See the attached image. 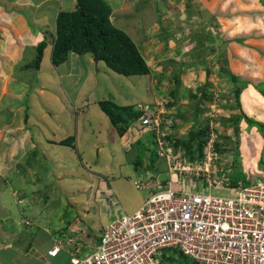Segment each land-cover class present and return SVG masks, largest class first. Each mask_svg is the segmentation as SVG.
I'll return each mask as SVG.
<instances>
[{
	"label": "rangeland",
	"instance_id": "374dc122",
	"mask_svg": "<svg viewBox=\"0 0 264 264\" xmlns=\"http://www.w3.org/2000/svg\"><path fill=\"white\" fill-rule=\"evenodd\" d=\"M104 1L112 9H118L114 16L126 14L116 24L139 46L151 68V74L125 77L110 70L104 61L96 62L95 57L87 55L76 57L75 61L65 64L61 69V73L68 74L72 65L75 66L69 85L68 75H63L61 79L59 72L54 74L51 68L53 63L45 56L42 71L29 72L37 76L32 77L31 93L25 87L30 82L29 75H25V80L28 77L26 83H19L21 87L19 85L17 88L19 93L12 97L14 99L11 100L8 95L15 90L7 88L6 98H0V119L7 117L3 120L6 126L0 127V132H5L4 138H0V195H3V207L8 211L7 215L1 217L6 227L0 229V235L3 236L0 238L1 245L16 243L13 242L16 238V246L22 248L27 243L25 237L35 236L36 231L43 229V226L49 227L51 232H66L67 237H76L81 233L84 238L98 243L101 231L111 221L106 214L108 211L113 216L114 212L116 215L124 214V211L131 213L148 194L147 191L137 190L134 185L136 180L148 182L143 169H136L135 162L138 159H155L154 164L161 170L157 173V176L161 175L158 178L169 176L166 175V162L159 161L156 146L149 143V153L143 145L136 147L137 140L147 134V127H142L140 122L133 123L129 118L132 125L125 129L123 113L120 115L122 121L114 125L110 116L103 111V103L115 104L110 106L113 109L117 108L116 105H131L136 109L141 104L153 107L160 105L158 110L164 112L165 116L171 115L169 111L173 112L175 115L168 122L178 125L173 126V137L168 142L172 148H176L183 139L186 142L189 140L195 124L192 117L199 104L201 109L198 110L196 123L206 124L219 132L220 143L225 150L224 153L216 154L211 162L214 172L210 181H217V187L219 185L224 189L229 188L226 183L247 187L254 184L257 177L264 176V73L261 74L260 70L262 64L255 60V56L264 60V56H260L264 54V47L262 50L256 48L257 51H248V59L244 52L235 53V48L241 44L239 40L248 49L244 43L253 47L264 38V16L256 14L264 13V5L259 0ZM22 10L31 20L29 12L24 8ZM0 44L3 45L2 42ZM225 58L228 64L221 63ZM41 65L42 61L40 68ZM222 65L225 70L230 69L239 74L240 81L248 80L257 84L238 82L244 85L242 110L250 113L253 120H243L238 134L230 127L234 117L240 115L238 109H233L237 102L234 95L236 83L221 76ZM233 67L236 69L233 70ZM82 81V86L79 84L77 90V85L73 84ZM43 83L45 88L41 93L33 95L42 89ZM78 91L85 93L84 99H76L71 104L70 99L76 98ZM51 92L57 99L49 101L48 97L42 98ZM0 93L3 94L1 83ZM202 94L211 95L213 99L198 101ZM25 98L27 104L24 103ZM35 98L36 102L33 100ZM30 100L34 103H30ZM57 100L61 103L55 102ZM68 100L70 102L66 103ZM167 102L175 103L172 110L164 107ZM182 113L181 120L179 114ZM10 117L12 123L7 125L6 120ZM25 117L29 119L26 122ZM64 126L69 130L77 129V148L81 155L65 148L56 152L49 144L42 145L46 149L43 152L45 159L39 156V153L43 154L40 145H37L38 154H32V136L35 144H38V138L47 143L46 135H52L54 129L56 132L66 130ZM123 130L125 134L121 135ZM148 142L150 140L145 138L144 143ZM182 153L183 148H180V160L195 161L196 156L192 153L188 152L186 156ZM49 155L54 159H48ZM80 157H83V161ZM149 161L146 160L145 164ZM199 174V177L207 179L206 171ZM205 179L200 180L195 188H189L186 183L184 189L189 192L201 190L202 186L208 185ZM180 182L182 187L184 180ZM14 187L17 189L14 190ZM174 187L180 190L178 184ZM11 190H14L13 194H10ZM19 190L24 192L27 201H23V193ZM8 191L10 193H6ZM211 192L226 195L228 190L216 192L212 189ZM29 193L33 194L31 198L28 197L31 195ZM108 196L113 198V203L109 202ZM25 208L31 209L28 214L34 222L31 227L23 225L25 216L21 215V210ZM74 226L79 229L75 234L72 230ZM172 253L173 250H166L164 261ZM0 258L3 259V256L0 255ZM67 259L62 254L53 263L69 264ZM165 264L169 263L165 261ZM173 264L196 263L188 257L177 256Z\"/></svg>",
	"mask_w": 264,
	"mask_h": 264
},
{
	"label": "built area",
	"instance_id": "2783aa9c",
	"mask_svg": "<svg viewBox=\"0 0 264 264\" xmlns=\"http://www.w3.org/2000/svg\"><path fill=\"white\" fill-rule=\"evenodd\" d=\"M159 108L160 105H145L140 109L146 114L143 124L165 125L157 143L169 177L155 181V173L148 182L137 180L136 188L149 192L148 196L134 212L123 209L124 214L114 212L113 216L108 211L111 221L98 243L81 233L67 237L66 232H60L53 238L48 256L52 259L66 254L69 264H165V251L177 249L198 264H264V176L247 187H217V181L210 180L218 135L211 133L204 162L180 160L181 156L164 139L172 121L165 122ZM202 171L208 173L207 179L203 178L208 185L195 192L184 189L186 183L195 188L199 183L194 180ZM175 184L180 190L175 189ZM212 189L228 192L214 194ZM108 197L113 203V198ZM72 230L74 234L79 231L77 227ZM45 264L55 263L48 259Z\"/></svg>",
	"mask_w": 264,
	"mask_h": 264
},
{
	"label": "trees",
	"instance_id": "16d2710c",
	"mask_svg": "<svg viewBox=\"0 0 264 264\" xmlns=\"http://www.w3.org/2000/svg\"><path fill=\"white\" fill-rule=\"evenodd\" d=\"M259 1L262 5H264V0H259ZM112 14H113L112 7L104 0H77V7L74 11L59 12L56 20V29H57L56 36L52 41L53 65L56 67L62 65L63 63L67 62L70 53H75L80 56L90 55L91 57L98 58L99 61H104L110 70L125 77L150 75L151 68L147 64V60L145 59L140 49L138 48L139 46L123 29L118 27L117 24L113 23V21L111 20ZM239 42L243 44L241 40H239ZM47 45H48V40L46 39L43 40V42H41L38 45L36 57L33 59L31 63H29L24 67L25 69H29V68H33L36 70L40 69V63L43 58L44 49L47 47ZM262 56H264V54ZM222 62L228 64V60L226 58L225 60L221 61V63ZM225 66L222 65L221 67L220 70L221 76L229 79V81H231L234 84L236 83L234 95L237 102H236V106L233 109H238L240 115H238L239 117L238 116L234 117V119L230 123V127L235 129L236 134H238L237 131L241 126L240 123L243 120L250 122V120L252 119L250 117V113L244 112L241 107L242 106L241 94H242V89H244V85L242 86V84L240 85L238 84V82L243 83L244 80L240 81L241 76L235 74L234 72H231L230 69L228 71L225 70L224 69ZM244 83L245 85L255 84L252 81H248V80H246ZM255 85L257 86V84ZM193 98H197V96H193ZM205 99L212 100L213 96L208 94H202V96L198 98V101ZM101 105H104L103 111L110 116L111 121L114 122V125H117L122 121L120 115L123 113L125 117V120H123V122H125L124 123L125 129L126 127L128 128L132 125V123L129 122L130 119L133 120L132 121L133 123L138 122L139 118L143 114V112L138 111L135 108V106L132 107L131 105L122 106V107L116 105L115 106L117 107L116 109L111 108L115 104H112L110 102L103 103ZM141 105H146V104H141ZM165 105L168 108L172 109L174 108L175 103L167 102ZM195 108L197 111H195L192 117L193 122L195 124L193 130L191 131L190 138L187 142L185 141V139L183 140L180 139L182 140V142L177 143V146H181L183 149L185 148L187 149L186 154L184 153L185 156L189 155V153H192L194 157L196 156L195 162L202 163L204 162L205 159L206 146L211 138V133L215 131L210 129V127L206 124L202 125L196 123L197 118L199 116L198 110L201 108L199 107V104H197ZM179 115H180V119L182 120L183 113ZM162 116L166 122L168 119H171V116H173V114L166 116L162 115ZM173 126L174 124L170 125V132L172 131ZM144 127H147V134L144 137H141V139L137 140L136 147L143 145L144 150L149 153L151 150L148 148V144L150 143L151 145L156 146L157 143L156 140L159 138V133L165 132L164 131L165 125L163 123L162 126L157 127L153 123H151ZM124 131L125 130H123L122 132L120 131L121 135L125 134L123 133ZM215 133L218 135L219 138L220 137L219 132H215ZM172 137L173 134L171 132V134L168 133L167 136L164 137V139L166 138V140L169 142L170 138ZM145 138L150 140V142H148L147 144L144 143ZM75 141H76L75 137H69L64 141L60 142V144L71 147L74 145ZM73 147L75 148L76 146L74 145ZM215 151L216 153L219 154L225 152V150L223 149L220 143V138L218 140V143L216 144ZM146 160L149 161V158L145 159V161ZM145 161H143L142 159H138L135 162V166L137 170H139L140 168L143 169V174L147 179L149 178V176L151 177V174L153 175L155 173L157 174L161 172L159 167L158 166L156 167V164H154L155 159L149 161L147 165L145 164ZM158 177H161V175L153 176L152 178L153 180L156 181ZM230 184H232V186L237 187L235 183H230ZM136 189L139 190L138 188ZM21 198L23 199V201L26 200L24 194L21 195ZM30 212L31 209L29 208H25V210L24 209L21 210V215L25 216V219H23L24 221L23 225L28 227H31L34 224V222H32V220L30 219L31 216L30 217L28 216ZM7 214L8 211L6 209L3 210L2 208H0V220H2L1 217H4ZM31 215L36 216V214L34 213H32ZM3 222H4L3 220L0 221V229L6 228L5 226H3ZM43 228L50 230L49 227L43 226ZM74 228L76 227L74 226ZM23 230L25 229L23 228ZM40 230L41 229H38L36 233L39 232ZM103 231L104 230L101 231V234ZM58 233L51 232L52 239L55 238L56 235H59ZM177 256L186 257L184 254H182V252L175 249L173 250V253L166 258L165 261L169 264H173V261L176 260ZM48 257L49 256H47V258ZM66 257L68 258L69 256L67 255ZM58 258L51 259L49 257L48 259H50L53 262V260H56Z\"/></svg>",
	"mask_w": 264,
	"mask_h": 264
},
{
	"label": "crops",
	"instance_id": "0c3cea01",
	"mask_svg": "<svg viewBox=\"0 0 264 264\" xmlns=\"http://www.w3.org/2000/svg\"><path fill=\"white\" fill-rule=\"evenodd\" d=\"M126 1V0H125ZM258 1V0H257ZM71 4V5H70ZM261 4V3H260ZM123 5H125V2L123 4L120 5V7L122 8ZM77 7V0H0V42L3 43L0 44V77L4 76L3 78H1V89L3 91V94H1V97H5L7 95V88L9 87L10 89L13 88L15 91H12V93H10L8 96L9 98L12 100L14 98L12 97H16L18 96L17 94L19 92H17V88L21 87V83L22 81H24L26 83L28 77L25 80V75H29L30 76V82L27 83V92H30V89H32V84H31V80L32 77H37V76H33L32 74H30L29 72H41L42 68H43V59L45 56H48V58L50 59V62H52V51H53V39L56 36V20H57V16L59 14V12L61 11H69L72 12L76 9ZM119 7V11H121ZM22 8L26 9L27 12H29V14L31 15V20H29V17L27 16V14H25L22 10ZM118 9H113V14L116 13ZM112 14L111 16V20H115V23H119V19L122 18L123 16H125L123 13L120 14V16H114ZM256 14L258 16H264L263 12H256ZM263 24H264V20H262ZM264 35V34H263ZM48 40V45L47 47L44 49V53H43V58H42V65L41 68L39 70L33 69V68H29V69H25L24 67L26 65H28L29 63H31L33 61V59L36 57L37 54V47L38 45L43 42V40ZM261 41H264V38L260 39V43L257 46H253L255 49H253V47L250 46V44H245L248 46V49L245 48V46H243V44H239V46H237L235 48V53H239V52H244L246 55V58L248 59L249 56L247 55L248 51H253V50H262V47H264V44H261ZM256 45V44H255ZM258 48V49H256ZM48 51V52H47ZM264 51V49H263ZM252 53L250 52V57H251ZM87 55H83V57H85ZM255 56V55H254ZM260 56L262 57V55L260 54ZM32 57V58H30ZM76 57H80V55H77L75 53H70L69 58L67 60V62L63 63L62 65L56 67H53V64L50 63L52 70L54 71V74L59 72V76L62 79L63 75H68L67 77L69 78V85H70V79L72 77V72H75V70H73V68L75 66L72 65V69L69 70L68 74L65 73H61V69L63 67H65V64H70L72 63V61H75ZM75 59V60H74ZM255 60L257 61V63H261L262 64V68H260L261 70V74L264 73V60H262L260 57L258 58L257 56H255ZM27 61V62H25ZM24 63V64H23ZM236 67V66H235ZM233 67V70H235L236 68ZM34 70V71H32ZM28 72L29 74L25 73ZM239 75V74H238ZM241 75V74H240ZM65 77V76H64ZM264 78V77H263ZM43 80V78H41ZM53 82V81H50ZM262 82H264V79L262 80ZM49 83V82H48ZM82 86L83 81L79 82L78 84H73V86L77 85V90H78V86ZM44 83L42 84V89L41 90H37L35 92V94L33 93V95H37L40 94L41 91L45 88L43 87ZM55 89V85L54 88L52 89V92H54ZM49 93V95L47 96H42V98H49V101H53L56 98L55 94L53 93ZM80 93V94H79ZM21 94V93H20ZM32 95V96H33ZM26 96H28V94L26 93ZM41 96V95H40ZM85 96L84 92L78 91L76 93V98L74 99H70L71 104L77 99L78 101H82ZM35 100L34 102H36V98L33 99ZM33 100H30V103H34L32 102ZM69 100L66 101V103L70 102ZM58 104H60V101H55ZM24 103H26V98L24 100ZM68 105V104H67ZM65 107V106H63ZM14 115V114H13ZM12 116V115H11ZM5 118H7L5 116ZM5 118H3V120L5 121ZM12 117L8 118L6 121H8V124L12 123ZM57 119V118H56ZM1 120V119H0ZM3 120L0 121V127H2V125H5V122H3ZM26 120L28 121V117H25V122ZM6 126V125H5ZM59 127H62L61 125ZM66 130H62L60 132H56V130L54 129L53 134H47L46 135V142L44 143L40 138L37 139L38 144H35V142L33 141V136L30 138L31 142L34 146V149L32 150V154L33 155H37L38 154V147L37 145L41 146V151L42 153L46 150L42 148L43 144H49L50 146H52V148L56 151L59 152V150L61 148H65V149H70L71 151H76L77 153L79 148H77V146L79 145L77 143V140L74 142V145L76 146L75 148L73 146L69 147V146H65L60 144V142L64 141L65 139H67V135L71 134L72 135L70 137H77V129L74 130H69V128L67 126ZM11 129V128H10ZM65 131V132H64ZM79 131V130H78ZM4 133L0 132V138H4ZM30 134V133H29ZM69 138V137H68ZM1 144V142H0ZM74 151V152H75ZM47 152V151H46ZM75 152V154H76ZM51 154V153H50ZM80 154V153H79ZM81 155V154H80ZM39 156L41 157V159H43L46 155L45 153L40 154ZM70 158H74L70 156ZM83 157H80V159L83 161L82 159ZM40 159V160H41ZM45 159V158H44ZM48 159H54L52 156L49 155ZM37 170V169H36ZM26 175V174H25ZM3 176V175H2ZM17 188L14 187V190H16ZM11 190L12 193H10L9 191L6 193H10L13 194V191ZM24 191V189L22 190ZM20 193L21 192L19 190ZM17 191V193H19ZM4 194V193H2ZM30 196H28L29 198H31V196L33 195L32 193ZM2 196L0 195V207L5 210V204L2 200ZM148 196V194H145L144 197L140 200L139 204L137 205V207L134 209H132V211L134 212L145 200V198ZM4 206V207H3ZM108 216V215H107ZM3 236L0 235V238H2ZM29 238V240H28ZM27 243L23 246L24 249H22L21 247H17V239H13V244H9V245H1L0 244V255L3 256V259L0 258V264H45V261L47 259V252L48 250L52 247L53 245V240L51 237V231L49 229L43 228L41 229L39 232L36 233L35 236L31 235L29 237H25L24 241ZM31 252V253H30ZM31 254V256H30ZM19 261V262H18ZM18 262V263H17Z\"/></svg>",
	"mask_w": 264,
	"mask_h": 264
},
{
	"label": "clouds",
	"instance_id": "9594fccd",
	"mask_svg": "<svg viewBox=\"0 0 264 264\" xmlns=\"http://www.w3.org/2000/svg\"><path fill=\"white\" fill-rule=\"evenodd\" d=\"M146 105H149V104H146ZM141 106H145V105H141ZM141 106L137 109L138 111H140V112H143V114H142V116L139 118V121L138 122H140L141 123V126L142 127H144V126H146L145 124H143V120H142V118L143 117H145V112L144 111H142L140 108H141ZM149 106H151V105H149ZM165 108H167V109H169V110H172V109H170V108H168L166 105L164 106ZM171 114H173V112H171V111H169ZM173 115H175V114H173ZM172 117V116H171ZM174 124V126L176 127V125H178V124H176V123H173ZM148 125V124H147ZM172 125V124H171ZM172 134L174 133V129H172ZM171 132H170V129L168 130V133H170L171 134ZM157 138V137H156ZM158 140V139H157ZM156 140V141H157ZM218 140H219V138L216 140V142H215V148H216V144L218 143ZM170 146V145H169ZM156 147L159 149V145H158V143H156ZM170 147H172V145L170 146ZM180 148H182V147H179V146H177V148H174L173 147V149H175V151H176V153H177V155H180ZM178 150V151H177ZM185 152V154H186V150L185 149H183V153ZM182 153V154H183ZM181 154V155H182ZM217 154H219V153H217ZM184 155V154H183ZM159 156V155H158ZM221 159V158H220ZM159 161H163L164 162V160L163 159H160L159 158ZM191 162H195V161H191ZM165 163V162H164ZM196 163V162H195ZM214 169V168H213ZM217 173H218V171H217ZM167 174H169V173H166V175ZM169 176L167 175V178H168ZM226 177V176H225ZM224 177V178H225ZM200 178V177H199ZM196 179L197 180V182L199 183V181L200 180H202L203 178H200V179ZM163 179V178H162ZM162 179H159V180H162ZM165 179V178H164ZM196 180H194V181H196ZM228 180H229V178H228ZM227 180V181H228ZM199 185V184H198ZM228 187L229 188H232V187H235V186H232V184H230V183H228ZM235 188H238V187H235ZM202 189V188H201ZM200 190V189H199ZM199 190H197V191H199ZM149 194V193H148ZM146 199V198H145ZM53 240V239H52ZM49 251V250H48ZM47 256H48V252H47ZM46 260H48V258L46 259ZM46 262V261H45Z\"/></svg>",
	"mask_w": 264,
	"mask_h": 264
},
{
	"label": "water",
	"instance_id": "95a60500",
	"mask_svg": "<svg viewBox=\"0 0 264 264\" xmlns=\"http://www.w3.org/2000/svg\"><path fill=\"white\" fill-rule=\"evenodd\" d=\"M95 61H96V62H98V61H99V59H98V58H95Z\"/></svg>",
	"mask_w": 264,
	"mask_h": 264
}]
</instances>
